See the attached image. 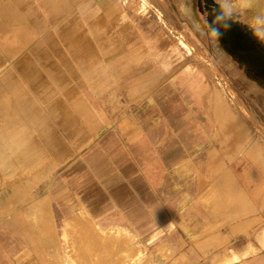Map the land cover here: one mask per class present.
Wrapping results in <instances>:
<instances>
[{
	"label": "crops",
	"instance_id": "crops-1",
	"mask_svg": "<svg viewBox=\"0 0 264 264\" xmlns=\"http://www.w3.org/2000/svg\"><path fill=\"white\" fill-rule=\"evenodd\" d=\"M143 5L0 0V182L48 218L0 221V264H174L207 234L223 80ZM245 237L199 264H264Z\"/></svg>",
	"mask_w": 264,
	"mask_h": 264
},
{
	"label": "rangeland",
	"instance_id": "rangeland-1",
	"mask_svg": "<svg viewBox=\"0 0 264 264\" xmlns=\"http://www.w3.org/2000/svg\"><path fill=\"white\" fill-rule=\"evenodd\" d=\"M142 2L144 19L155 11L159 33L192 61L206 62L212 75L223 80V113L216 118L218 128L222 125L224 161V176L217 183L220 192H208L212 220L207 234L193 238L173 261L199 264L208 259L206 250L211 247L226 250L242 234L250 238V231L264 225V0ZM1 185L0 221L48 220L34 211L36 194L29 186L5 190ZM232 210H238L237 215ZM253 215V230L226 228L234 221L241 225Z\"/></svg>",
	"mask_w": 264,
	"mask_h": 264
},
{
	"label": "bare ground",
	"instance_id": "bare-ground-1",
	"mask_svg": "<svg viewBox=\"0 0 264 264\" xmlns=\"http://www.w3.org/2000/svg\"><path fill=\"white\" fill-rule=\"evenodd\" d=\"M231 2H232V0H231ZM230 2V3H231ZM238 2H240V3H243V4H249L250 2H251V0H238ZM239 5V4H238ZM231 6V5H230ZM240 6V5H239ZM239 8V7H238ZM259 19V18H258ZM255 27V26H254ZM258 29H260V28H258ZM261 33V32H260ZM264 33V32H263ZM264 35V34H263ZM239 124V123H238ZM224 125V124H223ZM225 126V125H224ZM239 126V125H238ZM235 198V197H234ZM238 198V197H237ZM236 198V199H237ZM243 205V204H242Z\"/></svg>",
	"mask_w": 264,
	"mask_h": 264
},
{
	"label": "clouds",
	"instance_id": "clouds-1",
	"mask_svg": "<svg viewBox=\"0 0 264 264\" xmlns=\"http://www.w3.org/2000/svg\"><path fill=\"white\" fill-rule=\"evenodd\" d=\"M216 35L218 36V35H219V33L217 32V33H216Z\"/></svg>",
	"mask_w": 264,
	"mask_h": 264
}]
</instances>
